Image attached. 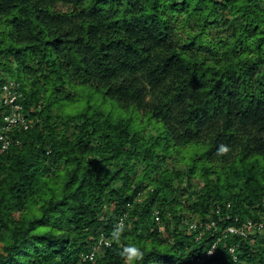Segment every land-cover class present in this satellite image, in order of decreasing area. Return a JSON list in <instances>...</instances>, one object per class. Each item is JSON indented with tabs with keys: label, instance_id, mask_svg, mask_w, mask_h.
Masks as SVG:
<instances>
[{
	"label": "trees",
	"instance_id": "16d2710c",
	"mask_svg": "<svg viewBox=\"0 0 264 264\" xmlns=\"http://www.w3.org/2000/svg\"><path fill=\"white\" fill-rule=\"evenodd\" d=\"M7 81L0 264H264V0H0Z\"/></svg>",
	"mask_w": 264,
	"mask_h": 264
},
{
	"label": "built area",
	"instance_id": "2783aa9c",
	"mask_svg": "<svg viewBox=\"0 0 264 264\" xmlns=\"http://www.w3.org/2000/svg\"><path fill=\"white\" fill-rule=\"evenodd\" d=\"M23 97L18 91V86L15 85L12 81H7L3 84L0 94V104L7 107V112L0 118V153L7 152L15 143L13 138L14 135L20 132H26L31 128V120L28 118V115L24 113L22 102ZM260 219L256 222L252 220H246L240 226L233 225L228 226L223 230V235H231L234 237H239L246 239L250 235L256 233L263 235L264 234V202L261 206ZM154 221L156 224L160 223V216L158 212H154ZM181 224H185L189 231L201 230L196 240L202 238L205 233H211L215 231L216 223L210 222L206 224H198L195 221H184ZM219 241V239H218ZM104 245L106 247L110 246V240L104 235L97 241L93 246L92 250L88 254L81 255V259L77 264H82V262H93L95 253ZM237 247H230L228 253L233 258V263H238V257L235 256V250ZM216 243L207 249L206 253L203 254L194 264H202L205 258L211 257L215 254Z\"/></svg>",
	"mask_w": 264,
	"mask_h": 264
},
{
	"label": "clouds",
	"instance_id": "9594fccd",
	"mask_svg": "<svg viewBox=\"0 0 264 264\" xmlns=\"http://www.w3.org/2000/svg\"><path fill=\"white\" fill-rule=\"evenodd\" d=\"M124 251H125V252H134V251H137V250H135V249H127V248H126ZM122 255H123V253H122ZM138 258H139V259H142V254H139ZM126 264H127V261H126Z\"/></svg>",
	"mask_w": 264,
	"mask_h": 264
},
{
	"label": "rangeland",
	"instance_id": "374dc122",
	"mask_svg": "<svg viewBox=\"0 0 264 264\" xmlns=\"http://www.w3.org/2000/svg\"><path fill=\"white\" fill-rule=\"evenodd\" d=\"M226 17V15L224 16V18ZM79 104V103H78ZM82 104V103H81ZM81 104H79V105H81ZM77 105V104H76ZM72 106V105H71ZM71 106H68L66 109H69ZM82 107V106H81ZM81 107H74V109L72 110V111H78L79 109H81ZM70 111V110H69ZM128 259H127V263H128Z\"/></svg>",
	"mask_w": 264,
	"mask_h": 264
}]
</instances>
